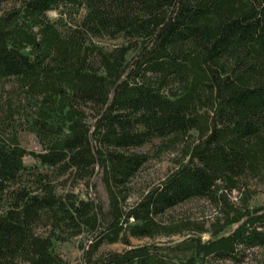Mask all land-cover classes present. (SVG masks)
<instances>
[{"label":"trees","instance_id":"obj_1","mask_svg":"<svg viewBox=\"0 0 264 264\" xmlns=\"http://www.w3.org/2000/svg\"><path fill=\"white\" fill-rule=\"evenodd\" d=\"M263 187L264 0H0V264H71L54 244L83 235L81 264H264ZM193 200L210 221L169 218Z\"/></svg>","mask_w":264,"mask_h":264},{"label":"rangeland","instance_id":"obj_2","mask_svg":"<svg viewBox=\"0 0 264 264\" xmlns=\"http://www.w3.org/2000/svg\"><path fill=\"white\" fill-rule=\"evenodd\" d=\"M54 12H50L49 16L51 18L55 17ZM120 40L116 41H109V40H100V43L105 47H111L114 44L119 43ZM11 82L6 84V88L10 86ZM18 139L21 146H23L28 151L38 152L40 150V145L37 142L35 136L32 133L26 131H19L18 132ZM159 143V140H153L151 144H146L140 148L133 149L136 153H148L150 150ZM180 146L176 148L175 151H169L163 153L158 159H151L149 160L143 168L136 174V176L132 179V181L128 185V193L129 197L127 202L130 203L134 200L135 196L138 192L145 188L146 186L156 182L160 178H162L168 169L173 166V159L179 156L180 154ZM23 163L26 166L32 165L33 160L32 158L27 155L23 158ZM92 184L95 187V193L92 189H88L87 193L91 197H96L99 202L102 203L104 207L107 206V195L105 188L101 181L99 180L98 176L92 179ZM62 189H58L61 192ZM85 187L82 185H78L75 189V193H79L81 196H84ZM250 205H262L264 204V187L260 189L259 193H257L253 199L249 203ZM216 213L215 209L211 204L204 200H193L187 203H184L175 209L169 212V218H173L174 220H189L190 222L194 223H202L208 222ZM185 234V233H184ZM182 236L176 235L172 237H160L156 238L155 240L149 238H142V239H135L130 238V243L132 245H141L147 243H153L155 241L159 242H171L177 241ZM204 236L203 238H206ZM86 240V236H80L71 239L68 242L62 243H55L54 248L62 258L69 261L71 264H81V249L80 245L84 243ZM125 246L119 242L117 243H103L99 247V252L105 251H121ZM252 260V259H251ZM246 260L245 264H253L254 261Z\"/></svg>","mask_w":264,"mask_h":264}]
</instances>
